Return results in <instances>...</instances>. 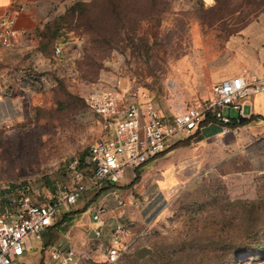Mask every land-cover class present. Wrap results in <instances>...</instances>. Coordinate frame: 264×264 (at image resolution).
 Masks as SVG:
<instances>
[{"label": "rangeland", "instance_id": "rangeland-1", "mask_svg": "<svg viewBox=\"0 0 264 264\" xmlns=\"http://www.w3.org/2000/svg\"><path fill=\"white\" fill-rule=\"evenodd\" d=\"M262 11L264 0H75L24 59L25 118L0 129V204L20 184L51 199L88 166L102 130L85 99L105 83L136 84L168 115L209 100L214 59ZM171 149L182 183L116 264H264V174L214 167L196 143Z\"/></svg>", "mask_w": 264, "mask_h": 264}, {"label": "crops", "instance_id": "crops-1", "mask_svg": "<svg viewBox=\"0 0 264 264\" xmlns=\"http://www.w3.org/2000/svg\"><path fill=\"white\" fill-rule=\"evenodd\" d=\"M74 1L0 0V26L13 19L18 35L12 48L0 46V129L23 122L30 76L25 75L28 60L24 59L32 52L38 32L63 15ZM244 69L248 75L264 79V11L229 37L219 59H214L213 81L240 76ZM232 116L236 124L241 118L247 123L232 126L228 133H223L219 123L204 122L191 134L174 137L165 152L141 169L128 170L119 185L88 190L74 207H62L42 239H29L24 255L13 264H63L69 250L76 251L82 264H108L103 247L110 245L116 236L123 244L129 243L152 226L164 213L170 193L182 183L181 171L177 169L182 158L172 159L176 150L171 149L179 142L199 145L204 158L214 167L228 164L239 169L245 167L249 175H263L264 94L243 103L242 117ZM114 187L130 191L118 198ZM100 212V220H96ZM120 225L127 228L125 233H118ZM99 229L102 235L97 237L95 232ZM53 251L61 253L59 261L53 259Z\"/></svg>", "mask_w": 264, "mask_h": 264}, {"label": "built area", "instance_id": "built-area-1", "mask_svg": "<svg viewBox=\"0 0 264 264\" xmlns=\"http://www.w3.org/2000/svg\"><path fill=\"white\" fill-rule=\"evenodd\" d=\"M14 20L0 26V46H14L17 32ZM61 50L56 49V54ZM264 94V79L242 75L224 79L212 86V96L204 103L166 114L152 100L147 99L136 84L121 79L105 83L90 93L85 101L101 127V136L89 147L88 166L72 167L69 181L48 200L37 199L28 185L20 184L8 204H0V264H13L24 255L29 239L40 241L51 228L60 209L74 207L88 190H102L105 185H119L128 170H139L166 151L171 140L179 134H191L204 122L222 125L223 133L236 122L232 112L242 117L243 103ZM101 212L95 217L100 220ZM125 233V226L117 227ZM102 235L101 229L95 232ZM143 237L138 234L123 244L116 236L103 247L108 264H116L120 257ZM59 261L61 253L53 251ZM63 264H82L74 250L66 253Z\"/></svg>", "mask_w": 264, "mask_h": 264}, {"label": "water", "instance_id": "water-1", "mask_svg": "<svg viewBox=\"0 0 264 264\" xmlns=\"http://www.w3.org/2000/svg\"><path fill=\"white\" fill-rule=\"evenodd\" d=\"M149 253H150L149 250H147V249H143V250H140L138 254H139V257H140V258H143V257L149 255Z\"/></svg>", "mask_w": 264, "mask_h": 264}, {"label": "trees", "instance_id": "trees-1", "mask_svg": "<svg viewBox=\"0 0 264 264\" xmlns=\"http://www.w3.org/2000/svg\"><path fill=\"white\" fill-rule=\"evenodd\" d=\"M48 24H49V23H48ZM48 24H47V25H48ZM47 25L45 26V28L47 27ZM246 123H247V120L244 119V118H241L240 121H239V123H237V124L234 123V124L231 125V127H232V126H233V127H236L237 125H245Z\"/></svg>", "mask_w": 264, "mask_h": 264}]
</instances>
